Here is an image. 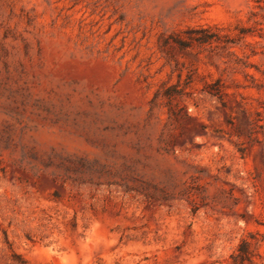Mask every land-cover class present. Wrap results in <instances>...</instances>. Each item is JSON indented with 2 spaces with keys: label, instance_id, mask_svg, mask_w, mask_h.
<instances>
[{
  "label": "rangeland",
  "instance_id": "374dc122",
  "mask_svg": "<svg viewBox=\"0 0 264 264\" xmlns=\"http://www.w3.org/2000/svg\"><path fill=\"white\" fill-rule=\"evenodd\" d=\"M264 264V0H0V264Z\"/></svg>",
  "mask_w": 264,
  "mask_h": 264
},
{
  "label": "trees",
  "instance_id": "16d2710c",
  "mask_svg": "<svg viewBox=\"0 0 264 264\" xmlns=\"http://www.w3.org/2000/svg\"><path fill=\"white\" fill-rule=\"evenodd\" d=\"M253 244L248 239H242L237 249L233 264H257L255 257L257 254L252 249Z\"/></svg>",
  "mask_w": 264,
  "mask_h": 264
}]
</instances>
